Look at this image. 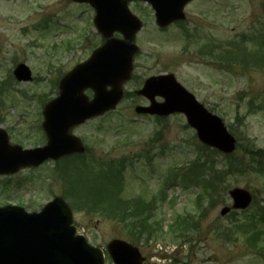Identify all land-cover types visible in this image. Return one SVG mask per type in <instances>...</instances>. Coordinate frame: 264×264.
Listing matches in <instances>:
<instances>
[{
	"label": "rangeland",
	"instance_id": "374dc122",
	"mask_svg": "<svg viewBox=\"0 0 264 264\" xmlns=\"http://www.w3.org/2000/svg\"><path fill=\"white\" fill-rule=\"evenodd\" d=\"M129 8L144 28L136 39L140 52L133 79L124 86V101L115 112L73 130L88 148L86 154L62 160L58 167L49 162L0 177V207L39 212L68 190L74 225L104 251L118 239L139 247L145 264H264V220L258 215H264V66L261 56L250 55L264 50V0H199L186 7L185 21L163 30L150 6L132 2ZM94 16L89 6L70 0H0V129L12 145L28 149L46 144L44 104L58 95L60 79L102 45ZM19 64L30 68L32 82L16 81L13 71ZM161 74H173L224 121L237 140L236 153L203 149L183 116L164 121L136 115V105L146 102L130 94ZM151 154L157 158L149 164L146 156ZM200 158L212 163L214 171L196 163ZM114 165L123 169L124 200L152 199V193L158 195L175 180L166 189V202L157 207L155 216L164 230L160 237L138 242L129 221L94 212H105V206L85 204L79 193H72L79 183L89 194L78 182V172L89 181ZM63 167H71L70 173H60ZM235 189L248 191L254 201L245 212L222 216L221 210L232 206L228 194ZM201 196L207 197L199 204ZM178 215L196 218L186 240L167 233ZM254 226L260 228L258 234ZM106 264H113L109 257Z\"/></svg>",
	"mask_w": 264,
	"mask_h": 264
},
{
	"label": "water",
	"instance_id": "95a60500",
	"mask_svg": "<svg viewBox=\"0 0 264 264\" xmlns=\"http://www.w3.org/2000/svg\"><path fill=\"white\" fill-rule=\"evenodd\" d=\"M72 1L88 3L96 10L94 23L106 43L61 81L59 97L45 108L46 147L23 151L10 146L6 133L0 131V174H14L48 159L85 152L81 141L71 135L72 130L116 108L123 97L121 86L130 79L133 57L138 52L134 40L142 24L129 11V2L150 3L158 25L164 28L184 19V7L192 0ZM115 33H120L123 39H114ZM15 76L19 81L31 80V72L24 65L16 69ZM89 89L94 92L92 101L85 95ZM140 94L152 101L156 96L165 99L164 104L141 111L160 116L182 113L201 142L226 154L235 151V139L222 120L200 105L173 76L149 79ZM230 195L234 209H246L252 201L244 190H234ZM229 211L224 209L222 215ZM71 224L72 212L61 199L39 214L29 215L21 208L0 209V264H104L102 252L90 247L83 237H76ZM109 251L116 264L143 263L139 252L124 242H113Z\"/></svg>",
	"mask_w": 264,
	"mask_h": 264
},
{
	"label": "trees",
	"instance_id": "16d2710c",
	"mask_svg": "<svg viewBox=\"0 0 264 264\" xmlns=\"http://www.w3.org/2000/svg\"><path fill=\"white\" fill-rule=\"evenodd\" d=\"M198 162L200 163L201 162V158H200V160H198ZM197 162V163H198ZM201 164V167H206V168H209L210 170H212V171H214L213 169H214V165L211 163V165H210V163L209 162H204V163H200ZM207 164V165H206ZM67 172L68 171H66V174H67ZM217 172H218V170H217ZM77 175H78V180L79 181H81V183L83 184V186H84V180H83V175H84V173H82V172H78L77 173ZM100 175L101 176H104L105 177V179H108L109 180V182H116L117 180L115 179V177L113 176V173L112 172H108V175L106 176V173H104V172H102V173H100ZM99 175V176H100ZM100 176V177H101ZM86 183H90V181H87ZM96 184H98V182L97 181H95V182H91L89 185H86L85 187L88 189V192H89V194H87V195H85V194H83L82 193V198H89V196H92L93 197V199H95V203L93 202V204H95L96 206H105V213L107 212V213H109V212H116L117 210H118V205H115V204H109L108 206L105 204V201L103 202L102 201V198L105 200V198L104 197H106L105 195H103V191H102V189H99V188H101V187H98V185H96ZM99 192H101V194H99L98 195V193ZM89 202V200H87V203ZM141 204L140 205H137L135 208H134V210H135V212H138L139 211V208L141 209ZM260 209V208H259ZM114 210V211H113ZM259 216H261L260 218H262V220H264V215H262V214H259ZM134 219H136L137 218V220H139V222H140V225H141V227H143V228H145V227H147V224H146V221L144 220V219H139V214L137 213L134 217H133ZM181 228V227H180ZM252 229H254V231H255V233L256 234H258V231H259V228H257L256 226H254V227H252ZM255 240V239H254Z\"/></svg>",
	"mask_w": 264,
	"mask_h": 264
}]
</instances>
